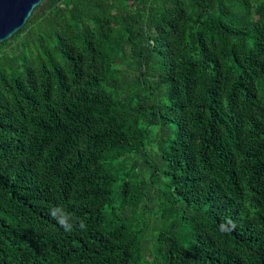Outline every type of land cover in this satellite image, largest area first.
I'll use <instances>...</instances> for the list:
<instances>
[{
    "label": "trees",
    "instance_id": "obj_1",
    "mask_svg": "<svg viewBox=\"0 0 264 264\" xmlns=\"http://www.w3.org/2000/svg\"><path fill=\"white\" fill-rule=\"evenodd\" d=\"M0 264H264V0H42L0 43Z\"/></svg>",
    "mask_w": 264,
    "mask_h": 264
},
{
    "label": "water",
    "instance_id": "obj_2",
    "mask_svg": "<svg viewBox=\"0 0 264 264\" xmlns=\"http://www.w3.org/2000/svg\"><path fill=\"white\" fill-rule=\"evenodd\" d=\"M42 0H0V43L9 40L27 22Z\"/></svg>",
    "mask_w": 264,
    "mask_h": 264
},
{
    "label": "clouds",
    "instance_id": "obj_3",
    "mask_svg": "<svg viewBox=\"0 0 264 264\" xmlns=\"http://www.w3.org/2000/svg\"><path fill=\"white\" fill-rule=\"evenodd\" d=\"M48 214L66 233L72 232L76 227H78L80 230L86 229L84 219L75 217L73 214H70L62 205L52 206L51 208H49ZM234 228L235 224L230 218L227 219L226 223H221L219 226V230L221 232H226Z\"/></svg>",
    "mask_w": 264,
    "mask_h": 264
}]
</instances>
